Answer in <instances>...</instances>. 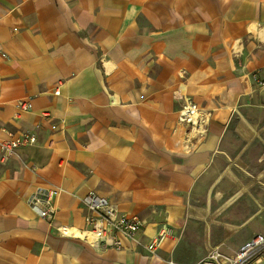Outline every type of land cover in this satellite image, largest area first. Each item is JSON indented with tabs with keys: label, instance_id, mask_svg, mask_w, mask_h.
<instances>
[{
	"label": "crops",
	"instance_id": "0c3cea01",
	"mask_svg": "<svg viewBox=\"0 0 264 264\" xmlns=\"http://www.w3.org/2000/svg\"><path fill=\"white\" fill-rule=\"evenodd\" d=\"M186 97L210 116L203 134L178 124ZM22 134L35 142L0 157V264L233 255L264 236V206L239 199L247 188L219 210L196 198L221 159L235 162L231 136L264 148V0H0V142ZM37 189L61 190L51 220L27 204ZM90 196L136 215V240L79 239Z\"/></svg>",
	"mask_w": 264,
	"mask_h": 264
},
{
	"label": "built area",
	"instance_id": "2783aa9c",
	"mask_svg": "<svg viewBox=\"0 0 264 264\" xmlns=\"http://www.w3.org/2000/svg\"><path fill=\"white\" fill-rule=\"evenodd\" d=\"M54 94L59 95V91L56 90ZM18 107L20 112L30 111L28 102L19 101ZM209 119L210 116L205 115L201 107L190 97H186L178 111L177 121L186 131L197 129L203 131ZM51 129L56 131L58 127L54 124ZM34 142L35 136L32 134L10 136L2 140L0 142L1 160H7L17 149ZM60 193V189H37L28 197L27 204L37 210L41 218L51 220L56 211L55 201ZM85 205L88 212L86 217L88 228L79 232L77 235L79 239L99 249L114 250H122L125 241L136 240L143 225L136 215L121 214L116 207L103 200L97 201L92 196L88 197ZM167 233V229L160 228L144 248L154 253ZM262 254H264V236L257 235L230 256L222 254L218 249H212L199 264H259L262 261Z\"/></svg>",
	"mask_w": 264,
	"mask_h": 264
},
{
	"label": "rangeland",
	"instance_id": "374dc122",
	"mask_svg": "<svg viewBox=\"0 0 264 264\" xmlns=\"http://www.w3.org/2000/svg\"><path fill=\"white\" fill-rule=\"evenodd\" d=\"M196 131L203 134L206 128L203 131L200 129ZM230 138L231 141L226 146L231 153L230 156L235 158V162H232L229 168L230 163L221 159L216 164L212 176L200 187V193L196 200L203 204L207 203V199H211V208L219 210L221 205L230 202L229 199L234 193H239V188H247L251 190V193L245 190L244 195L239 196V199L248 203L247 199L254 202L253 197H255L258 199L259 205L264 206V190H262L264 179L256 180L253 178L256 174L264 172V161L258 160L264 155V148L257 142L243 148L237 138L232 136ZM212 192H214V196ZM254 203L257 205L256 201ZM148 233L151 234L152 232L149 231Z\"/></svg>",
	"mask_w": 264,
	"mask_h": 264
},
{
	"label": "bare ground",
	"instance_id": "6f19581e",
	"mask_svg": "<svg viewBox=\"0 0 264 264\" xmlns=\"http://www.w3.org/2000/svg\"><path fill=\"white\" fill-rule=\"evenodd\" d=\"M78 234H79L78 232L75 233V235H78Z\"/></svg>",
	"mask_w": 264,
	"mask_h": 264
}]
</instances>
